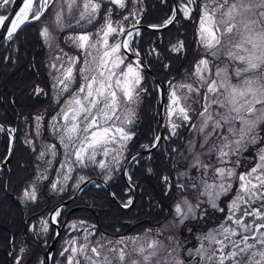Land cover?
<instances>
[{
	"label": "snow or ice",
	"instance_id": "6c2138e0",
	"mask_svg": "<svg viewBox=\"0 0 264 264\" xmlns=\"http://www.w3.org/2000/svg\"><path fill=\"white\" fill-rule=\"evenodd\" d=\"M160 2L169 14L147 25L145 0H21L0 14V64L27 56L26 28L45 57L48 91L34 83L30 95L49 107L23 117L22 130L0 123V172L15 159L27 173L18 201L38 204L45 189L61 200L27 229L45 248L61 243L38 264H264V0ZM184 23L194 28L191 60ZM173 29L179 35L165 42ZM145 32L156 37L146 47ZM177 60L188 64L179 78ZM29 68L39 75L35 56ZM150 71L163 74L151 87ZM149 97L163 119L141 142ZM138 173L158 179L171 201L154 226L108 236L65 220L68 200L118 179L122 191L108 195L131 209ZM8 187L0 176V190ZM12 245L13 264H28L25 241Z\"/></svg>",
	"mask_w": 264,
	"mask_h": 264
},
{
	"label": "trees",
	"instance_id": "16d2710c",
	"mask_svg": "<svg viewBox=\"0 0 264 264\" xmlns=\"http://www.w3.org/2000/svg\"><path fill=\"white\" fill-rule=\"evenodd\" d=\"M145 5L147 9L144 17L145 25L159 23L162 17L169 14L168 8L160 0H145ZM5 12H8V8L5 9ZM193 32L194 28L189 23H184L180 29V33L184 34L181 38L185 40L189 47V60L192 58V50L194 49L192 43ZM24 34L32 42L28 47L27 56L21 57V63L18 66L0 64V123H10L21 128V130L23 129V117L48 108L50 105V101L46 97L37 98L30 95L31 86L34 83L39 84L48 91L47 75L42 67L45 57L39 42L35 39L34 29L26 28ZM177 35L179 34L173 29L166 34L165 42L167 38H174ZM149 39L155 40L156 37L148 36L145 32V47L147 46L146 41ZM3 46L4 43L0 44V48ZM33 56H35V62L39 68V75L29 68V62ZM184 67H188V64L182 60L175 62L174 71L177 73V78H179V73ZM153 73L159 81L163 79L162 73L156 71H153ZM152 83L153 80L148 76V86L151 87ZM157 105L158 101L149 97L142 107L140 113L141 142H146L144 136L158 127L155 121L159 120V116L154 117L153 115L157 110ZM6 148L7 141L0 135V153H3ZM15 150L17 159L22 161L29 159L19 141L15 145ZM9 167L11 171L6 169L0 173V176H4L9 184L7 191L0 190V264H10V260L13 264V256L9 255L13 251V238H15L17 244L20 240H24L28 245L30 250V255L27 258L28 264H38L39 260L46 258L49 248H45L42 243L43 235L39 238L34 237L27 229L29 225L37 223L38 217L45 215L50 209L61 203V200L59 196L45 189L39 203L31 208L29 212L23 211V205L18 201L17 196L21 179L27 173L17 168L15 159ZM159 170L160 166L158 165ZM137 179L141 182V189L136 191L137 199L131 209L122 210L111 201L106 189L103 187L97 189L90 185L75 200V203L71 202L68 205L65 220L86 221L88 224L96 225L99 232L106 233L108 236H113L117 229L120 230L121 235H129L154 226L157 220L163 219L164 211L162 209L167 210L171 201L163 196L158 179L146 177L139 173ZM121 183L118 179L114 185H111L110 189L121 192ZM157 204L160 207H157ZM51 243L52 241H49L50 245ZM60 246L61 243L58 240L55 253Z\"/></svg>",
	"mask_w": 264,
	"mask_h": 264
},
{
	"label": "water",
	"instance_id": "95a60500",
	"mask_svg": "<svg viewBox=\"0 0 264 264\" xmlns=\"http://www.w3.org/2000/svg\"><path fill=\"white\" fill-rule=\"evenodd\" d=\"M171 1V0H170ZM20 3H21V0H16V2L15 3H13V4H11V7H10V11L9 12H13V11H16V10H18V6H20ZM3 30L2 29H0V44H2V43H4V41H3V39H2V36H3ZM148 76L153 80V82H159V79L155 76V74L153 73V71H150L149 73H148ZM161 111H162V109H161ZM162 116H159V120H161L162 121ZM161 131H163V129H160ZM16 145V144H15ZM10 166V165H9ZM1 173V172H0ZM98 182L99 183H102V181H99L98 180ZM90 185H88L87 187H89ZM103 188L104 189H106V191L109 193V191H112L111 189H110V187L109 186H103ZM81 194L82 193H80V194H78L79 195V197L81 196ZM110 198H111V196H110ZM136 199H137V194L135 193V202H136ZM111 201L116 205V206H118V207H120V205H119V202L117 201V200H113L112 198H111ZM72 201L71 200H68L67 201V205H69L70 203H71ZM135 204V203H134ZM134 206V205H133ZM122 210H129V209H123L122 207H120ZM62 231V230H61ZM58 240H59V238H57V240H55V241H52V243H51V245H52V247H50L49 249H48V251H47V253H46V256L48 255V253L49 252H53V254L55 253V249H56V245H57V242H58Z\"/></svg>",
	"mask_w": 264,
	"mask_h": 264
},
{
	"label": "flooded vegetation",
	"instance_id": "af4514ba",
	"mask_svg": "<svg viewBox=\"0 0 264 264\" xmlns=\"http://www.w3.org/2000/svg\"><path fill=\"white\" fill-rule=\"evenodd\" d=\"M11 5V4H10ZM10 5H8L6 8H8V12H5V9H0V14H8L9 13V11H10ZM6 170V169H5ZM35 205L36 204H34L31 208H33V207H35ZM22 209H23V211H26V212H28L27 210H25L24 209V207H22ZM25 212V213H26ZM26 215V214H25ZM89 224H91V223H89ZM189 226H191V225H189ZM186 230H184V229H182V232H185ZM62 232H63V230H62ZM13 241V240H12ZM10 264H12V260H10Z\"/></svg>",
	"mask_w": 264,
	"mask_h": 264
},
{
	"label": "rangeland",
	"instance_id": "374dc122",
	"mask_svg": "<svg viewBox=\"0 0 264 264\" xmlns=\"http://www.w3.org/2000/svg\"><path fill=\"white\" fill-rule=\"evenodd\" d=\"M23 205V204H22ZM34 204H28L27 206L23 205V207L29 212L31 210V207L33 206ZM138 233V232H136ZM134 234V233H132Z\"/></svg>",
	"mask_w": 264,
	"mask_h": 264
}]
</instances>
